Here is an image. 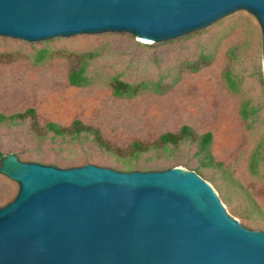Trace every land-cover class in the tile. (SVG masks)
Masks as SVG:
<instances>
[{
    "label": "rangeland",
    "instance_id": "374dc122",
    "mask_svg": "<svg viewBox=\"0 0 264 264\" xmlns=\"http://www.w3.org/2000/svg\"><path fill=\"white\" fill-rule=\"evenodd\" d=\"M40 49L50 56L34 64ZM93 52L88 63L90 83L73 87L67 74L77 54ZM261 34L245 11L225 16L203 29L175 39L148 44L127 33L56 37L28 43L0 37V113L11 115L34 109L39 126L54 122L68 126L78 120L100 133L120 158L89 140L66 145L33 140L27 124L0 126V153L22 162L59 168L93 164L117 171H153L197 164L194 147L175 151L150 150L133 158L130 144H152L163 133L188 126L195 135L209 132L210 154L217 169L201 170L215 190L224 211L242 226L264 232V71ZM207 56L202 65L199 57ZM202 65L195 72L190 64ZM235 81L227 88L224 72ZM113 76L128 83L160 80L169 85L162 93L142 92L133 98L111 94ZM243 105L247 118L241 117ZM253 152L260 161L248 172ZM132 159L125 170L123 159ZM68 167H64V165ZM17 183L0 174V207L11 201Z\"/></svg>",
    "mask_w": 264,
    "mask_h": 264
},
{
    "label": "water",
    "instance_id": "95a60500",
    "mask_svg": "<svg viewBox=\"0 0 264 264\" xmlns=\"http://www.w3.org/2000/svg\"><path fill=\"white\" fill-rule=\"evenodd\" d=\"M245 11L261 34L264 0H0V37L28 43L127 33L159 43ZM17 183L0 207V264H264V232L229 216L193 170L59 168L0 159Z\"/></svg>",
    "mask_w": 264,
    "mask_h": 264
},
{
    "label": "trees",
    "instance_id": "16d2710c",
    "mask_svg": "<svg viewBox=\"0 0 264 264\" xmlns=\"http://www.w3.org/2000/svg\"><path fill=\"white\" fill-rule=\"evenodd\" d=\"M50 56V50L40 49L35 51L32 56L34 64H39ZM95 53L84 52L77 54L75 57V64L70 68L67 74V82L73 87H85L90 83V78L87 74L88 63L93 60ZM207 56L201 54L199 59L202 65L205 64ZM202 65L195 63L190 64V71H197ZM224 80L227 88L231 91H235V81L230 76L228 71L224 72ZM169 85H163L160 80L157 81H141L137 83H128L122 81L118 76H113L109 80V87L111 94L117 98H133L142 92L148 91L156 94H160L163 90H166ZM241 117L247 118V109L243 105L241 109ZM27 124L29 135L33 140L39 143H46L50 141H58L60 145H66L77 139L89 140L98 149L110 153L116 158H120L110 148L109 144L103 140L100 133L80 123L78 120L72 121L68 126H61L54 122H47L43 126H39L36 120V113L34 109L27 108L23 112L14 113L11 115H4L0 113V126L16 127L19 125ZM211 142V134L209 132L201 135H195L188 126H181L175 133H163L157 141L146 145L139 142H132L130 144L131 155L133 158H138L140 155L148 153L150 150H163V151H175L184 145H192L194 147V156L196 157L197 164L191 167L195 173L199 176L203 175L201 170L204 169H217L221 167V163H215L210 151L209 145ZM3 154L0 153V159ZM260 161V156L257 152H253L248 162V172L251 174L256 173L257 165ZM125 170H129L132 159H123ZM69 164L64 165L68 167Z\"/></svg>",
    "mask_w": 264,
    "mask_h": 264
}]
</instances>
